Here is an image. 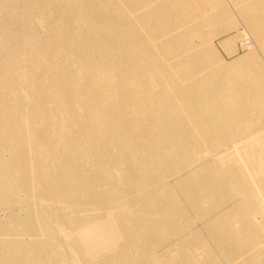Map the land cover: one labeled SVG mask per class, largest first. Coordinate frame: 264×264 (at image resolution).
<instances>
[{"label":"bare ground","instance_id":"obj_1","mask_svg":"<svg viewBox=\"0 0 264 264\" xmlns=\"http://www.w3.org/2000/svg\"><path fill=\"white\" fill-rule=\"evenodd\" d=\"M0 264H264V0H0Z\"/></svg>","mask_w":264,"mask_h":264},{"label":"rangeland","instance_id":"obj_2","mask_svg":"<svg viewBox=\"0 0 264 264\" xmlns=\"http://www.w3.org/2000/svg\"><path fill=\"white\" fill-rule=\"evenodd\" d=\"M232 33H234V31H233ZM222 36H223V35H222ZM217 40H218V39H217ZM218 48H219V50H220L221 55H222L224 58H226V59H230V58L233 56V55L231 56V55H228L227 53H225V51L222 50L220 46H218ZM238 52L242 53L243 51H242L241 49H238ZM234 55H235V54H234Z\"/></svg>","mask_w":264,"mask_h":264}]
</instances>
